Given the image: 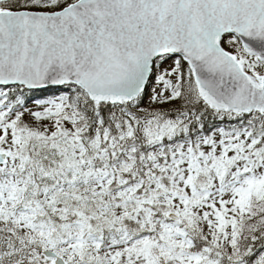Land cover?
Listing matches in <instances>:
<instances>
[{"label": "snow or ice", "instance_id": "6c2138e0", "mask_svg": "<svg viewBox=\"0 0 264 264\" xmlns=\"http://www.w3.org/2000/svg\"><path fill=\"white\" fill-rule=\"evenodd\" d=\"M0 264H264V0H0Z\"/></svg>", "mask_w": 264, "mask_h": 264}]
</instances>
